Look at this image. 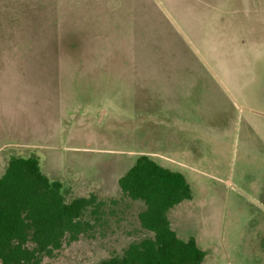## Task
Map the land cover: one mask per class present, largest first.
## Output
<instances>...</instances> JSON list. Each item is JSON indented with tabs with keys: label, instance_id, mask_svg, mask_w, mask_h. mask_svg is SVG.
<instances>
[{
	"label": "rangeland",
	"instance_id": "374dc122",
	"mask_svg": "<svg viewBox=\"0 0 264 264\" xmlns=\"http://www.w3.org/2000/svg\"><path fill=\"white\" fill-rule=\"evenodd\" d=\"M147 153L190 185L167 215L201 264H264V0H0V175L34 154L67 201H104L42 264L150 235L117 184Z\"/></svg>",
	"mask_w": 264,
	"mask_h": 264
},
{
	"label": "trees",
	"instance_id": "16d2710c",
	"mask_svg": "<svg viewBox=\"0 0 264 264\" xmlns=\"http://www.w3.org/2000/svg\"><path fill=\"white\" fill-rule=\"evenodd\" d=\"M117 184L122 195L143 202L138 220L150 235L96 264H201L205 252L193 236L179 238L167 215L191 198L181 172L142 154ZM103 206L94 193L67 201L62 183L41 171L36 155L10 156L0 175V264H42L64 241L92 230Z\"/></svg>",
	"mask_w": 264,
	"mask_h": 264
},
{
	"label": "crops",
	"instance_id": "0c3cea01",
	"mask_svg": "<svg viewBox=\"0 0 264 264\" xmlns=\"http://www.w3.org/2000/svg\"><path fill=\"white\" fill-rule=\"evenodd\" d=\"M161 118H162V119L159 120V121H160L159 125H162L163 128L166 127V129L170 128L169 123L167 122V118H166V116L163 115ZM165 131H166V130H165ZM147 156L150 157V154L147 153ZM45 175H46V174H45ZM46 176H47V175H46ZM47 177H48V176H47Z\"/></svg>",
	"mask_w": 264,
	"mask_h": 264
}]
</instances>
